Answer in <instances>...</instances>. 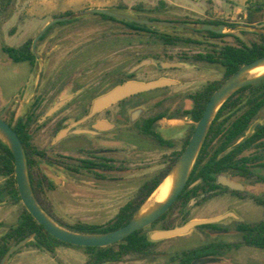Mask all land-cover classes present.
<instances>
[{
    "label": "rangeland",
    "instance_id": "374dc122",
    "mask_svg": "<svg viewBox=\"0 0 264 264\" xmlns=\"http://www.w3.org/2000/svg\"><path fill=\"white\" fill-rule=\"evenodd\" d=\"M26 1L14 0L6 14L0 15V112L9 101H12L8 108V113L7 111L4 113L6 118L11 113L14 114L15 118L24 117L28 113V109L32 107L36 99L34 89L38 82L40 69L44 68L41 76L43 80L46 78H58L62 74H64L63 77L67 78L100 77L98 68H94L92 75L86 74V69L90 67L88 61L98 60L99 56L93 55L90 60L83 59L85 62L82 63L81 61L83 60L79 59L84 55L82 52L88 45H94L98 50L101 41L100 36L111 35L117 29H128L124 25L103 19L101 14H85L67 21L57 22L47 29L44 40L37 41L35 44L36 56L42 57L41 60H38L34 66H30L28 63L15 64L2 52V45L18 47L26 40L34 39L42 28L56 16H65L64 12L53 11V13L51 11L47 12L44 18L34 19L33 16H29L30 14H25V9L29 8ZM160 1L165 3V6H159ZM246 1L82 0L79 2L78 0H69L68 3L70 2L72 6L69 7L70 9L67 12L71 14L77 13L83 11L79 9L82 6L83 8H91L87 6L88 3L105 2L107 6L104 8L141 18L149 16L190 23L217 20L233 25V30L225 27L222 33L226 36L219 39L210 38L206 33H193L181 28H176L175 30L159 28L161 31L173 33L174 36L200 41L202 42L201 45L189 42L175 46H164L160 41L150 36L139 34L137 37L129 39L122 33L121 60L123 71L128 70L143 59L149 60V63L135 72V78L141 82L151 81L159 77L187 81L186 85L177 84L157 92L175 95L184 91L185 93L193 92L209 81L222 80L221 66L194 63L191 59L181 61V55L192 57L198 52L208 50L211 45L235 44L236 41L231 34H238L243 30L257 32L261 31L259 27L264 28V22L257 26L258 28H245ZM139 2L144 3L148 9L143 12L135 11L133 7ZM123 6H125V9L121 10L120 7ZM61 7L59 6L55 10ZM155 7L158 8L154 10ZM47 20L48 22H46ZM153 57L154 59H152ZM73 60L80 62L78 68L67 69L66 64L68 61ZM169 62L182 64L184 69L182 71L156 69L158 63L165 64ZM183 122L172 121L167 123L164 121L160 124V128L172 125L180 129L179 125H182ZM262 122H264V109L260 111L255 121V123ZM170 133L169 131L164 132L165 135ZM186 135V129L179 132L176 131L173 139L176 147L172 150L177 151L181 148ZM51 139L52 135L46 136L45 134L40 136L37 129L33 130L32 142L36 148L49 150L50 146L48 147V144ZM81 144L80 140L66 141L62 147L63 150L71 151L67 155H71L70 157L72 158L61 159L70 167H75L76 171H67L58 167L51 168L59 182H53L48 185L44 183L42 187L37 188V194L43 207L50 213L53 221L63 226V228L77 222L98 225L107 223L122 205L136 195L139 187L145 181L151 176L159 174L171 164L169 155L172 150L157 148L155 145L147 143L144 146V151L137 149L130 157H120L121 163L115 164L117 166L115 172H102L98 175L81 169L77 166L79 163L73 159L82 154V152L75 151ZM40 165L51 170L47 164L42 163ZM1 182L2 179L0 178ZM257 189L264 193V186H260ZM152 194L142 205L139 213H144L155 205ZM225 208V204H217L215 201L210 200L206 203H201L199 206L192 207L186 217H183L180 212L181 207L176 203L168 212L165 220L146 227V234L149 235L152 231L158 230L163 226H179L184 220L212 218ZM243 209L257 211L250 202ZM20 212V204H0V236L16 224ZM217 239L219 238L206 234L202 229H193L183 236L154 241L145 256L128 255L120 262L104 264H180L179 255L182 252ZM224 240L231 246L227 255L220 259H209L197 264H264V251L262 249L242 246L239 238L235 235L224 237ZM89 262V255L83 248L58 246L55 248L54 253L51 254L31 245L23 246L18 252L13 253L6 264H89Z\"/></svg>",
    "mask_w": 264,
    "mask_h": 264
},
{
    "label": "flooded vegetation",
    "instance_id": "af4514ba",
    "mask_svg": "<svg viewBox=\"0 0 264 264\" xmlns=\"http://www.w3.org/2000/svg\"><path fill=\"white\" fill-rule=\"evenodd\" d=\"M134 17L141 18L138 16ZM103 19L124 25L128 29H117L114 30L111 35L100 36L101 41L99 43L98 50L94 47V45H88L82 52L84 55L79 58L81 60H90V57L93 55L99 56L98 60L88 61L90 67L86 69L87 73H85L87 75H92L94 68H98L100 70V77H87L82 79L78 77L67 78L63 77L64 74H62L58 78H46L43 80L41 76L43 75L44 68L40 69L38 82L36 83L34 89L36 98L35 102L32 104V107L28 109V113L24 117H21L24 119H34V122L29 128L33 148L30 153V160L34 162V165L30 170V175L37 183L38 188L42 187L44 183H47L48 185L53 182H59V179L55 176V172L51 168L58 167L67 171H76L75 167H70V165L65 164L61 159L72 158L70 157L71 155H67L71 151L62 149L63 143L66 141H81V146L75 151L82 152V154L73 159L79 163L77 166L81 169L99 175L102 172H115L117 169L115 164L121 163L120 157H130L137 149L144 151V146H146L147 143L155 145L157 148L161 149H174L176 144L173 139L176 131L179 132L180 130L186 129L187 135L184 138L181 148L177 151L172 150L170 152L169 160L171 164L159 174L153 175L149 178L152 179L163 175V180L170 173L187 146L195 130V125L199 121H196L194 118L200 114L203 107V111L201 113L202 116L210 96L215 91L214 90L207 98V94L211 86H220L226 80L223 76V67L220 64L209 63L206 60H200L198 58L199 55L206 56L208 54H213L214 50H217V48L220 47L211 45L208 50L198 52L192 57H186L184 54L181 55V61L191 59L194 63L219 65L222 67L221 81H209L201 88L189 93H185V91L175 95L157 93L169 86L177 84L186 85L188 83L187 81L172 80L168 78L173 82L172 84L129 95L99 109L96 112H91L92 103L98 97L104 96L115 87L125 82H141L135 78L134 72H130L138 63L131 66L128 70L123 71L121 60L122 33H124V35H126L129 39L135 38L141 34L147 37L150 36L151 38H155L164 46H175L180 43L189 42L201 45L202 42L174 36L173 33L161 31L159 28H171L172 30L181 28L193 33H205L204 31H209L201 29V25H199L198 22L190 23L179 20H165L149 16L141 19L149 21L181 22L186 24L187 27L148 26L110 16H108V18L103 16ZM137 25L145 26L146 28L139 27ZM197 25H199V27H197ZM230 29L233 30L234 28ZM45 36L40 40L41 36L37 41L44 40ZM41 59L42 57L35 55V63ZM152 59H154V57ZM81 62L83 63L85 61L83 60ZM79 63L80 62H77L76 60L68 61L66 64L67 69H77ZM163 64L164 63H158L156 69L164 71H182V69H184V65L182 64H180L181 66L179 67H164ZM165 64L175 63L169 62ZM160 78L163 77H159L157 79ZM236 97L240 96L237 95ZM246 98L247 96H244V101ZM58 99L64 100V103L50 116L42 119L48 109ZM244 101L239 103L237 108L243 107ZM8 103H10L8 106L9 108L12 101H9ZM8 108L6 109L7 113ZM262 109H264V106L256 113L248 129L245 131L244 136L236 143L229 146L225 151L219 152L218 154V149L221 147L218 140L220 136L213 140L209 145L205 146L204 144L209 131L208 128L183 190L180 192L167 212L163 214L164 216L162 215L163 217L161 216L149 225L152 226L165 220L168 212L176 203L180 205V212L183 217H186L192 207L199 206L201 203H206L210 200L215 201L217 204H225L226 208L219 213H216L214 216L218 217L227 215L223 220L195 227V229H202L206 234L214 235L219 239L197 247L201 249L203 248V250L190 257L184 255V252L186 251L182 252L179 255L180 264H197L198 262H205L209 259H220L224 257L228 254L231 248L229 243L224 240V237L228 236L235 235L239 238L242 246L255 248L247 245L246 241L249 240V236H259L264 225V193L263 191L257 189L260 186H264V136L253 142L250 146L243 148L236 154V157L230 161L223 159V157L233 150L235 145H237L241 140L251 136L258 125L264 124V122L255 123ZM239 114L240 111L236 113L231 111L226 113L224 116H229L231 120H234L239 116ZM9 117L6 118L3 114V119L7 123ZM164 121L167 123L172 121L184 122L182 125H179L180 129L173 127L172 125H168L166 128H160V124ZM34 129L39 131L40 136L45 134L46 136L52 135V139L48 144V147L50 146L49 150L36 148L33 145L32 136ZM63 129L67 130L66 136L54 142L56 135ZM77 130H81L82 132L74 133V131ZM165 131H169L171 133L169 135H165ZM197 162L201 165H210L213 171L209 174H201L198 169L194 171V167L197 165ZM42 163L49 166L51 170H49L48 167H42L52 173L57 182L49 179L45 175V169L43 171V168L40 165ZM218 165L225 166L226 168L221 171H215ZM224 178L239 185L240 189H230L223 186L220 182ZM248 202H250L257 209V211L243 209ZM188 221L184 220L179 226ZM173 227L163 226L158 230ZM190 250L193 249H189L187 251ZM262 250L264 251V249Z\"/></svg>",
    "mask_w": 264,
    "mask_h": 264
},
{
    "label": "trees",
    "instance_id": "16d2710c",
    "mask_svg": "<svg viewBox=\"0 0 264 264\" xmlns=\"http://www.w3.org/2000/svg\"><path fill=\"white\" fill-rule=\"evenodd\" d=\"M223 2H229L230 0H221ZM14 3V0H0V15L6 14L9 7ZM159 6H165V3L159 2ZM158 7H155L156 10ZM125 9V6L120 7ZM133 9L137 12H143L148 9L144 3L139 2L134 5ZM71 13H65L69 15ZM104 17L105 15H102ZM58 17V16H56ZM264 22V0H247L246 1V15L244 20L245 28H258L261 23ZM202 24H214L216 27L224 25L227 28H234L233 25H229L220 21L203 20L198 22ZM139 27L146 28L145 26ZM264 31V28H260ZM47 30L40 38L43 39ZM210 38L219 39L223 38V33H215L213 31H204ZM246 37V42H243L239 37L231 34L235 39V44H224L214 50L213 54L206 56L199 55L200 60H206L209 63H217L223 67L224 79H227L234 74L242 65L250 63L260 57L264 56V34L261 32L252 31H240ZM251 36V37H250ZM33 39H28L18 47H10L2 45L1 50L7 58L15 63H28L30 66L35 65V55L32 51ZM168 41V40H167ZM219 85L211 86L208 91L207 98L211 93L216 90ZM239 95L240 97H236ZM244 96L247 98L244 101ZM243 102V107L237 108L239 103ZM264 106V80L255 84L242 87L238 91L234 92L230 97L224 101V103L218 109L212 123L209 127V131L204 142L205 146L209 145L218 136L220 142V148L218 152L225 151L229 146L236 143L241 137L244 136L245 131L248 129L251 121L255 117L256 113ZM203 107L198 116L194 119L198 121L201 117ZM234 111L235 113L240 111V114L234 120L224 115L228 112ZM34 122V119L14 118V114L11 113L8 124L16 132L19 137L24 150L25 162L27 167V173L30 181V185L33 194L42 208V210L53 220L50 213L43 207L37 194V183L32 179L30 170L32 169L34 162L30 160V153L33 150L31 144V135L29 133L30 125ZM264 136V124L258 125L255 128L254 133L241 140L234 149L227 153L223 159L231 160L236 157L243 148L250 146L253 142L257 141ZM200 162V161H199ZM197 162L194 167V171L197 169L200 173L209 174L213 171L210 165H201ZM226 167L218 165L215 171L224 170ZM0 204L9 203L11 205L20 204L21 212L16 224L10 227L2 236H0V260L7 252V250L25 237L32 235V239L24 246H34L35 248L44 250L53 254L55 248L58 246H69L73 248H83L89 255V264H102L110 262H120L125 256L138 255L145 256L149 248L153 245V242L148 239L146 234V228L133 232L123 240L114 243L107 247H78L61 242L50 234H48L43 227L38 224L33 217L27 212L18 193L15 179V167L14 157L11 153L8 145L0 138ZM163 175L155 177L145 181L138 189L136 195L122 205L114 217L103 225L90 224L84 222H77L71 226L64 227L65 229L82 234H102L110 231H114L124 225H126L140 210L142 205L147 201L151 194L162 182ZM164 216V215H163ZM162 216V217H163ZM57 223V222H56ZM63 227V226H61ZM247 245L264 249V225L260 231L259 236L251 237L246 241ZM203 248H196L190 251L184 252L185 256H192L195 253L202 251ZM18 252V250L16 251ZM15 253V252H14Z\"/></svg>",
    "mask_w": 264,
    "mask_h": 264
},
{
    "label": "water",
    "instance_id": "95a60500",
    "mask_svg": "<svg viewBox=\"0 0 264 264\" xmlns=\"http://www.w3.org/2000/svg\"><path fill=\"white\" fill-rule=\"evenodd\" d=\"M85 14H101L107 15L113 18L123 19L131 22H135L141 25L148 26H176V27H187L186 24L181 22L174 21H149L141 18H137L131 15H127L124 13H120L114 11L109 8H89L83 11L60 16L52 19L49 23H47L42 30L38 33V35L32 41V51L34 55L35 52V44L37 40L45 33V31L54 23L67 21L73 19L75 17L85 15ZM201 29L213 31L215 33H222L225 28L224 25L215 26L213 24H202L200 26ZM264 34V31H257ZM235 36L239 37L243 42H246L244 35L241 33L235 34ZM149 60H142L138 64H136L130 72H137L147 63ZM264 63V56L260 57L250 63L242 65L234 74L228 77L210 96L204 112L199 119V121L195 125V130L182 152L181 156L173 166L170 173L176 168L177 176L175 179V183L173 189L169 195V197L163 203H157L152 208L144 213H136V215L124 226L110 232L102 233V234H82L69 231L60 225H58L55 221H53L40 207L38 204L28 177L27 167L25 162L23 145L17 136L16 132L12 129V127L3 119V114L8 108L9 104L0 112V138L8 145L11 153L14 157V167H15V179L16 186L18 189V193L21 199V203L27 210V212L33 217V219L40 224L43 229L50 234L55 239L70 244L72 246L78 247H107L114 243H117L135 231L146 228L158 218H160L173 202L176 200L180 192L183 190L193 164L195 162L196 156L201 148V145L204 141L208 128L214 118L215 113L222 105V103L232 95L236 90L251 84L258 83L264 80V74L261 76H251L244 78V74L253 67H256L260 64ZM164 67H179L180 64H163ZM173 82L166 78H160L157 80L149 81V82H139V81H129L125 82L113 90L105 94L104 96L98 97L92 103L91 112H96L101 108H104L120 99H123L129 95L136 94L139 92L148 91L151 89H155L158 87H162L165 85L172 84ZM64 100H56V102L48 109L42 119H45L47 116H50L56 109H58ZM81 130L74 131V133H81ZM67 130H61L56 137L54 138V142L60 140L64 136H66ZM45 175L51 179L56 181L55 176L49 171L45 170ZM169 173V174H170ZM168 174V175H169ZM167 175V176H168ZM166 176V177H167ZM165 177V178H166ZM164 178V179H165ZM57 182V181H56ZM223 186H226L230 189H240V186L226 180L222 179L220 182ZM227 215H222L218 217H212L207 219H194L186 222L181 226H175L173 228L160 229L152 231L148 239L152 242L160 241L163 239H168L176 236H183L191 232L195 227L204 224L215 223L223 220ZM32 239V235L25 237L20 240L16 244L12 245L4 256L0 260V264H6L8 258L21 247H23L27 242ZM104 264V263H102Z\"/></svg>",
    "mask_w": 264,
    "mask_h": 264
},
{
    "label": "crops",
    "instance_id": "0c3cea01",
    "mask_svg": "<svg viewBox=\"0 0 264 264\" xmlns=\"http://www.w3.org/2000/svg\"><path fill=\"white\" fill-rule=\"evenodd\" d=\"M69 0H27L26 3L28 4L29 8L25 9V14L29 16H33V18H44V15L47 12H53V11H59V12H67L72 6V4L69 2ZM81 2L82 0H78ZM234 1V0H232ZM26 4V5H27ZM62 6L60 9L55 10L57 7ZM85 6V5H84ZM87 6L91 8H104L107 6V3L105 2H95L93 4L88 3ZM79 9L85 10L89 8H83V6ZM76 11V10H75ZM54 13V12H53ZM69 13V12H67ZM55 15V14H54ZM48 22V20L46 21Z\"/></svg>",
    "mask_w": 264,
    "mask_h": 264
},
{
    "label": "bare ground",
    "instance_id": "6f19581e",
    "mask_svg": "<svg viewBox=\"0 0 264 264\" xmlns=\"http://www.w3.org/2000/svg\"><path fill=\"white\" fill-rule=\"evenodd\" d=\"M264 74V63L251 68L244 74V78L251 76H261ZM177 176L176 168L160 183L153 192L152 197L155 204L163 203L169 197Z\"/></svg>",
    "mask_w": 264,
    "mask_h": 264
}]
</instances>
